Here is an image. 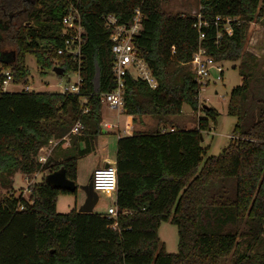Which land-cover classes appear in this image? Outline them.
Wrapping results in <instances>:
<instances>
[{
  "label": "trees",
  "instance_id": "obj_1",
  "mask_svg": "<svg viewBox=\"0 0 264 264\" xmlns=\"http://www.w3.org/2000/svg\"><path fill=\"white\" fill-rule=\"evenodd\" d=\"M198 2L194 15L164 12L161 0H0V31L14 44L0 66L13 81L27 82V53L41 70L58 64L63 73L79 68L81 76L76 93L11 91L2 88L0 70L1 183L17 170L47 174L60 167L76 180L77 157L94 150L102 130L100 94L115 86L107 14L127 24L139 8L133 42L157 81L150 87L124 77L121 111L129 127L141 116L179 114L184 103L197 110L200 83L187 64L198 48L215 60L238 61L241 75L227 102L232 137L218 154L205 156L201 145V132L218 114L207 105L193 127L128 128L117 137L114 217L56 211L57 192L68 191L45 174L30 184L28 197L0 195V264H222L229 255L232 264H264V64L253 48L262 36L247 37L251 21L264 24V0ZM70 5L83 27L79 61L55 53ZM76 122L82 127L70 134L71 148L40 162L39 147ZM165 220L177 228L175 252L157 235Z\"/></svg>",
  "mask_w": 264,
  "mask_h": 264
},
{
  "label": "rangeland",
  "instance_id": "obj_2",
  "mask_svg": "<svg viewBox=\"0 0 264 264\" xmlns=\"http://www.w3.org/2000/svg\"><path fill=\"white\" fill-rule=\"evenodd\" d=\"M160 6L164 12H181L197 15L199 2L198 0H161ZM260 20L259 18L250 22L247 37L249 39L250 36H258L261 34L260 43L257 41L253 48L258 53V60L264 64V24L260 23ZM8 34L0 31V37L2 39L0 41V55L2 53L4 55H10L11 52H14V44L8 38ZM217 61L222 66L221 78L216 79L215 76L218 72L214 68H211L210 75L200 80L198 107L196 111H193L188 104L184 103L179 114L161 118L141 116V118L131 121L132 124L129 127L127 126L126 115L122 113L121 107H110L102 102L100 107V127L104 131H100L97 135L94 150L77 157L75 180L77 188L75 192H57L55 197L56 211L67 212L72 208L77 210L85 197L81 186L89 181V176L93 168L102 165L103 159H106L108 162H113L117 137L130 133L133 129L150 131L157 128H168L170 126L193 127L196 125L197 118L204 114L201 110L202 105L212 106L218 114L214 121H209V129L201 132V145L206 147L205 156L218 154L232 137L231 130L235 123V117L227 113V102L231 89L241 83V75L237 68L238 61H230L228 59H220ZM53 62H56V58H53ZM25 64L28 71L27 82L23 83L12 80L5 87L6 90H20L27 87L29 90L35 91H57L59 86L66 82L67 78L70 81L75 80V75L70 70L61 75L54 73L51 68L41 70L34 56L28 53L25 55ZM187 65L189 68L191 67L189 64ZM0 70L3 73L10 72L8 68L1 66ZM70 134L68 131L61 138H51L43 145L45 148L44 151L40 150L39 147L37 156L41 153H46L47 156L51 154L52 156H58L65 148L69 150L71 148ZM79 146H83V143L80 142ZM44 174L45 171L42 170H37L32 173H22L17 170L10 176L11 179L8 184L7 182L1 183L2 179L0 177V195L13 194L17 196L18 194H22L24 197H28V187L30 184L40 181ZM97 195L98 199L92 211L105 212L109 203H113L115 196L114 194L106 196L104 193H98ZM157 235L164 244L167 252H175L177 250V228L173 223L169 220L161 221L157 228ZM222 264H232L231 256H227L222 261Z\"/></svg>",
  "mask_w": 264,
  "mask_h": 264
},
{
  "label": "built area",
  "instance_id": "obj_3",
  "mask_svg": "<svg viewBox=\"0 0 264 264\" xmlns=\"http://www.w3.org/2000/svg\"><path fill=\"white\" fill-rule=\"evenodd\" d=\"M218 19V16L215 17ZM226 17V22L229 20ZM105 25L109 28V38L111 40V53H112V74L115 81V86L100 94V102L106 103L110 107H121L122 95H123V83L126 74H130L134 78H140L150 86L155 87L157 84L156 78L151 73L150 68L146 62L138 56L136 47L133 42L135 33L139 30L141 22V12L139 8H135L133 16L129 23L122 24L117 22L116 17L113 14H107L103 16ZM206 25V21H198L197 26ZM200 29V28H199ZM227 33L230 32V27H225ZM61 36L62 45L55 49V53L58 55H66L69 60L79 61L80 58V46L84 40L83 27L80 23L79 14L72 5H70L66 12L61 17ZM202 30L199 31V37H203ZM190 70L194 73L199 83L201 79L206 78L210 74V69L214 68L218 72L215 76L216 79L221 78L222 66L212 56H208L204 53L203 49L198 48L192 55L189 61ZM75 75V80L70 81L67 78L64 84H61L57 91L62 93H76L79 90L81 83V76L79 74V68L70 70ZM12 81L10 72H4L1 80L2 88ZM24 89H28L25 87ZM82 125L80 122H76L70 128V133H76ZM40 150L44 151L45 148L40 146ZM47 155L41 153L38 156L40 162H44ZM89 179L91 180L93 190L98 193H104L106 196H111L116 192V166L115 162H106L93 168L90 173ZM107 216H116L117 207L115 204V197L113 203L107 206L105 211Z\"/></svg>",
  "mask_w": 264,
  "mask_h": 264
},
{
  "label": "water",
  "instance_id": "obj_4",
  "mask_svg": "<svg viewBox=\"0 0 264 264\" xmlns=\"http://www.w3.org/2000/svg\"><path fill=\"white\" fill-rule=\"evenodd\" d=\"M51 69L56 74L61 75L63 73V67L60 65H53ZM44 179L52 186L66 190L68 192H74L77 188L76 182L65 175V171L62 167L47 173L44 176ZM81 188L85 197L81 205L77 208V211L92 212L93 206L98 199V195L92 188L91 180L89 179V181L82 185Z\"/></svg>",
  "mask_w": 264,
  "mask_h": 264
},
{
  "label": "crops",
  "instance_id": "obj_5",
  "mask_svg": "<svg viewBox=\"0 0 264 264\" xmlns=\"http://www.w3.org/2000/svg\"><path fill=\"white\" fill-rule=\"evenodd\" d=\"M126 119H127L126 122H128V119H129V116H128V115H126ZM126 124H127V123H126ZM102 130H104V129H102ZM102 130H101V131H102ZM127 134H129V133H127ZM119 136H121V135H119ZM113 160H114V159H113ZM106 162H108L106 159H103V160H102V164H104V163H106Z\"/></svg>",
  "mask_w": 264,
  "mask_h": 264
},
{
  "label": "flooded vegetation",
  "instance_id": "obj_6",
  "mask_svg": "<svg viewBox=\"0 0 264 264\" xmlns=\"http://www.w3.org/2000/svg\"><path fill=\"white\" fill-rule=\"evenodd\" d=\"M75 192V191H74Z\"/></svg>",
  "mask_w": 264,
  "mask_h": 264
}]
</instances>
